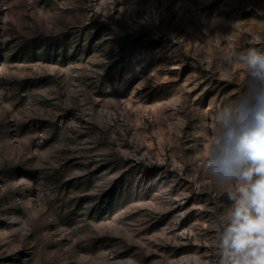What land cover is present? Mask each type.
Segmentation results:
<instances>
[{
    "label": "rangeland",
    "instance_id": "obj_1",
    "mask_svg": "<svg viewBox=\"0 0 264 264\" xmlns=\"http://www.w3.org/2000/svg\"><path fill=\"white\" fill-rule=\"evenodd\" d=\"M250 46L264 0H0V264H215Z\"/></svg>",
    "mask_w": 264,
    "mask_h": 264
},
{
    "label": "clouds",
    "instance_id": "obj_2",
    "mask_svg": "<svg viewBox=\"0 0 264 264\" xmlns=\"http://www.w3.org/2000/svg\"><path fill=\"white\" fill-rule=\"evenodd\" d=\"M220 58L243 65L246 79L236 100L217 109V134L203 164L232 202L209 225L215 235L208 245L218 257L215 264H264V106L258 103L264 93V48L233 49Z\"/></svg>",
    "mask_w": 264,
    "mask_h": 264
}]
</instances>
